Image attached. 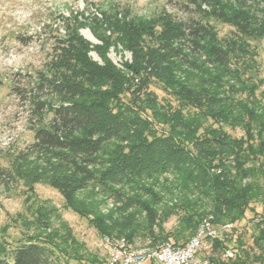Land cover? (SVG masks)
<instances>
[{
  "label": "trees",
  "instance_id": "trees-1",
  "mask_svg": "<svg viewBox=\"0 0 264 264\" xmlns=\"http://www.w3.org/2000/svg\"><path fill=\"white\" fill-rule=\"evenodd\" d=\"M254 1L184 0L180 6L193 14L187 21L166 11L144 19L105 14L104 34L111 33L96 46L101 61L90 55L80 20L64 17V37L25 93L19 90L51 117L14 169L0 165V182L17 177L33 194L37 183L48 184L101 238L133 245L142 237L148 245L184 246L211 215L216 226L233 227L206 237L210 264H264L262 223H252L251 244L238 232L249 214L255 220L264 210V103L251 75L258 61L252 42L264 38V0ZM211 18L230 32L220 36ZM114 44L131 51V60L114 63L107 55ZM44 202L15 245L3 235L8 225L2 228L0 264L83 260L85 245ZM227 250L232 257H224Z\"/></svg>",
  "mask_w": 264,
  "mask_h": 264
},
{
  "label": "rangeland",
  "instance_id": "rangeland-1",
  "mask_svg": "<svg viewBox=\"0 0 264 264\" xmlns=\"http://www.w3.org/2000/svg\"><path fill=\"white\" fill-rule=\"evenodd\" d=\"M249 2L255 3L254 0ZM181 3L184 0H0V165L14 169L15 157L29 152L34 130L47 123L51 117V113L42 112L34 102L25 99L21 92L25 93L29 79L44 69L47 53L55 39L64 37V17L76 16L80 20V34L92 44L90 55L101 61L96 46L102 44L101 36L111 33L108 30L104 34L105 25L101 22L105 14L123 17L127 13L129 17L144 19L156 17L166 11L187 21L193 14L182 8ZM204 7L208 9L209 5L205 4ZM211 23L220 36L230 32L229 25L218 19L211 18ZM252 45L255 46L258 61L257 69L251 75L259 85L257 97L264 103V38L253 41ZM107 55L119 66L132 58L131 51L121 44L111 45ZM159 94L162 95L161 92ZM57 100L55 98L52 103H57ZM236 133L241 134L242 131L238 130ZM31 194L33 193L24 181L17 177L0 182V238L5 235L10 246L15 245L23 236L21 232L27 229L25 219H33L35 209L46 201L47 205L58 209L62 219L71 226L73 235L85 245L83 260L69 258L68 264H92L89 261L93 259L92 254L110 264L103 238L89 224L88 219L63 206V197L56 189L45 183H37L32 197ZM112 199L109 198V202ZM102 207L108 209L113 206L106 203ZM52 221L58 224L57 219ZM176 222L173 219L166 226L171 228ZM252 223V215L249 214L238 229V232L245 235L248 244L252 241ZM7 225V231L2 235V228ZM27 231L29 234L34 233V226H30ZM42 231L50 232L51 229L43 228ZM148 242V239L137 237L134 243L139 247L158 244L148 245ZM208 251L205 241L194 264H202L208 260Z\"/></svg>",
  "mask_w": 264,
  "mask_h": 264
},
{
  "label": "built area",
  "instance_id": "built-area-1",
  "mask_svg": "<svg viewBox=\"0 0 264 264\" xmlns=\"http://www.w3.org/2000/svg\"><path fill=\"white\" fill-rule=\"evenodd\" d=\"M209 215L199 223L196 235L184 246L175 245L170 241H163L153 246H135L125 238L104 237V247L109 252L110 264H186L196 263L197 253L204 247L206 237L221 235L223 230L233 227L232 223L216 226ZM253 222H261L264 226V210L261 216ZM232 257L233 252L227 250L224 254ZM202 264H209L205 260Z\"/></svg>",
  "mask_w": 264,
  "mask_h": 264
}]
</instances>
